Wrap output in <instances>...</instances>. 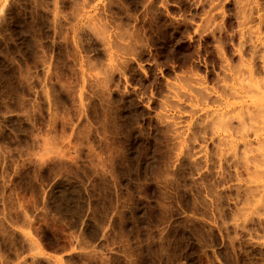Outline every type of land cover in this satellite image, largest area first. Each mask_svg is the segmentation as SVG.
Instances as JSON below:
<instances>
[{
    "label": "rangeland",
    "instance_id": "374dc122",
    "mask_svg": "<svg viewBox=\"0 0 264 264\" xmlns=\"http://www.w3.org/2000/svg\"><path fill=\"white\" fill-rule=\"evenodd\" d=\"M262 66L264 0H0V264H264Z\"/></svg>",
    "mask_w": 264,
    "mask_h": 264
},
{
    "label": "bare ground",
    "instance_id": "6f19581e",
    "mask_svg": "<svg viewBox=\"0 0 264 264\" xmlns=\"http://www.w3.org/2000/svg\"><path fill=\"white\" fill-rule=\"evenodd\" d=\"M145 1V0H144ZM144 3V2H143ZM152 6V5H151ZM151 8V7H150ZM151 10V9H150ZM83 11V10H82ZM78 17V16H77ZM115 39V38H114ZM128 39H130V37H128ZM119 41V40H118ZM123 42V41H122ZM114 44V43H113ZM124 44V43H123ZM130 44V43H129ZM142 44V43H141ZM114 46V45H113ZM117 46V45H116ZM118 46H120V45H118ZM126 46L128 47L129 45H128V42H127V44H126ZM142 47V46H141ZM116 48V47H115ZM121 48V47H120ZM120 48H118V49H120ZM129 48H130V46H129ZM129 48H127L128 50H130ZM122 49V48H121ZM126 49V48H125ZM126 49V50H127ZM131 51V50H130ZM121 52V51H120ZM177 52V51H176ZM124 53V52H123ZM189 57V56H188ZM229 67V66H228ZM246 67V66H245ZM263 68H264V66H262ZM245 69V68H244ZM239 70V69H238ZM242 69H240V71H241ZM257 71V70H256ZM245 72V71H244ZM259 72V71H258ZM240 73V72H239ZM239 73L237 74V75H239ZM242 71H241V73H240V75H242ZM256 73V72H255ZM261 73V72H260ZM245 74V73H244ZM243 74V75H244ZM259 74V73H258ZM257 74V75H258ZM246 75H248V76H243L244 78L245 77H248V78H245V82L243 81L242 83H241V92L242 91H244V93L246 92V93H248L249 91L251 92V93H253V94H255V95H257V96H253L252 98H251V102L250 103H244V105L243 104H241V107L243 108V110H244V108H246V110L250 113V114H252L254 117H255V119H257L256 121L258 122H260V125H261V123H263V127H262V125L261 126H259V128L260 127H262L261 129H256L257 131L259 130L260 131V133H257V131L255 132L258 136H262L261 137V139H260V137L258 138V139H260V141L259 142H261V140H263L264 141V79L262 80V76L261 75H258L260 78H261V80L260 79H257L258 78V76L256 77V76H254L255 74H253V69H251L250 67L249 68H247L246 69ZM228 76V75H227ZM230 76V75H229ZM240 77V76H239ZM242 77V76H241ZM256 77V78H255ZM238 82V81H237ZM240 82V81H239ZM239 84V83H238ZM235 86V85H234ZM233 86V87H234ZM236 89V88H235ZM236 90H238V89H236ZM224 91H225V89H224ZM216 92V91H215ZM237 92H239V91H237ZM226 93V92H225ZM224 93V94H225ZM245 93V94H246ZM227 94V93H226ZM235 94H237L236 93V91H235ZM239 95H240V93H238ZM248 94H246V96H247ZM234 96H236V95H234ZM243 96V95H242ZM241 96V97H242ZM245 97V96H244ZM218 98V97H217ZM219 100V99H218ZM211 102H213V101H211ZM215 102V101H214ZM219 102H221V101H219ZM219 102H217L216 101V103H219ZM232 104H234V103H232ZM247 104V105H246ZM244 107H243V106ZM232 106V105H231ZM224 108V107H223ZM239 108V107H238ZM234 109H236V108H234ZM218 110V109H217ZM228 110V109H227ZM230 110H233V109H230ZM230 110H229V112H230ZM241 110V109H240ZM216 111V110H215ZM221 112V111H220ZM225 112V111H224ZM226 112H228V111H226ZM226 112L224 113V114H226ZM235 112H236V110H235ZM237 112H238V109H237ZM218 113V112H217ZM232 113V112H231ZM213 114H215V113H213ZM230 114V113H229ZM237 114V113H236ZM240 114V113H239ZM221 115H223V114H221ZM221 115L219 114V116H217V115H215L214 116V120H215V117L217 116V121H220V123H219V125L221 124V125H223L222 123V120H225L226 118H228V117H226L225 115H223L222 116V118H224V117H226L225 119H222L221 118ZM227 115V114H226ZM235 115V114H234ZM207 116V115H206ZM210 116H211V114H210ZM229 116V115H228ZM231 117L232 116H230L229 118L230 119H227L224 123L227 125V123H228V127L225 125V127H227V128H225L224 126V128L222 127V130L223 129H228V128H230L229 130L231 131V123L233 122V121H231ZM208 118V117H207ZM210 118V117H209ZM218 118H219V120H218ZM220 118L222 119V120H220ZM210 120V119H209ZM213 119H211V121H212ZM229 120H230V122H229ZM232 120H233V117H232ZM216 121V120H215ZM250 121V120H249ZM222 122V123H221ZM244 122H245V120H244ZM214 122H212V124H213ZM230 123V124H229ZM246 123V122H245ZM215 124H217V123H215ZM234 125V124H233ZM233 125H232V129H234L233 128ZM245 125V124H244ZM215 127H217V125L215 126ZM220 128V127H219ZM215 128L213 127V130H214ZM216 129H218V127L216 128ZM215 129V130H216ZM235 130V129H234ZM224 131V130H223ZM232 132V131H231ZM230 132V133H231ZM236 132V131H235ZM254 133V134H255ZM220 134V133H219ZM233 134V133H232ZM255 134V135H256ZM228 136V135H227ZM222 137H224L225 138V136L223 135ZM228 138V137H227ZM257 139V140H258ZM262 141V142H263ZM263 154V153H262ZM256 156V155H255ZM261 156V155H260ZM260 156L258 155V159L260 158ZM255 158V157H254ZM252 159V158H251ZM264 158L262 157V160H263ZM253 160V159H252ZM257 160V159H256ZM251 161V160H250ZM254 161V160H253ZM252 161V162H253ZM258 161V160H257ZM256 161V162H257ZM255 162V163H256ZM259 162H261V160H259ZM255 163H254V165H255ZM258 163V162H257ZM256 163V164H257ZM262 163H264L263 161H262ZM259 164V163H258ZM257 164V165H258ZM261 164V163H260ZM262 165V164H261ZM262 167H264L263 165H262ZM254 168V167H253ZM256 168H258L257 166H256ZM259 169V168H258ZM257 169V170H258Z\"/></svg>",
    "mask_w": 264,
    "mask_h": 264
}]
</instances>
